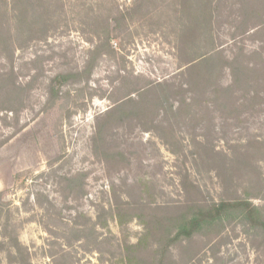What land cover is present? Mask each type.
Returning <instances> with one entry per match:
<instances>
[{
  "label": "rangeland",
  "instance_id": "rangeland-1",
  "mask_svg": "<svg viewBox=\"0 0 264 264\" xmlns=\"http://www.w3.org/2000/svg\"><path fill=\"white\" fill-rule=\"evenodd\" d=\"M184 3L7 0L8 12L0 0L2 29L13 32L10 48L0 40V74L16 89L0 95V236L17 235L32 264H124L126 245L145 229L135 214L120 223L112 210L124 205L170 214L242 195L264 207V82L240 85L230 102L193 98L188 63L211 44L196 33L187 55L178 51ZM229 4L215 13L213 35L231 56L237 42L247 50L261 42L231 37ZM15 12L41 16L44 32L30 34ZM107 37L113 51L96 53ZM91 51L90 74L67 83ZM216 78L220 85L232 79L226 69ZM159 82L174 111L106 114L128 92ZM14 250L5 246L0 264H20ZM173 257L264 264V235L237 219L217 236L176 245Z\"/></svg>",
  "mask_w": 264,
  "mask_h": 264
},
{
  "label": "trees",
  "instance_id": "trees-1",
  "mask_svg": "<svg viewBox=\"0 0 264 264\" xmlns=\"http://www.w3.org/2000/svg\"><path fill=\"white\" fill-rule=\"evenodd\" d=\"M2 1L7 11L9 9L12 12L13 8H9V4H6L7 0ZM228 1L229 7L232 8L231 14L234 16L230 27L231 37L242 36L261 42L252 50H247L244 44L237 42L234 45L235 51L233 49L231 51V56L227 55L225 49L216 46L213 35L215 13L220 10L222 12ZM184 7H190V9L186 12L187 21L180 27L181 37L178 41L180 44L177 46L180 54L187 55L192 37L196 33L204 40L209 37L211 44L193 60H189L187 85L194 93L193 98L197 93L198 97L212 95L218 102L223 103L227 100L230 102L235 96H232L233 92L240 85L248 88L264 82V38L261 39L264 36V0H185ZM13 15L19 23L28 24L30 34L44 32L43 26L46 20L41 16H29L25 12L20 14L15 12ZM3 24H0V40L2 39L4 46L8 49L13 32L10 25L2 29ZM106 39L103 44L95 46L96 53L103 54L105 49L109 52L113 51L110 38ZM94 53L91 51L92 58L88 59L82 69L72 70L65 75L67 83L80 80L84 74L87 76L90 74L94 65ZM225 69L230 71L232 79L230 83L220 85L216 77ZM7 81L9 78L0 74V95L7 88H10V92L16 90L12 85L9 87ZM163 86L164 84L159 82L149 85L146 91L136 89L128 92L124 100L109 109L106 114L110 117L117 114L122 120L132 115L142 116L147 111L152 112L160 108L170 107L174 111L175 103L173 104L170 97L161 90ZM255 92L253 98L259 95L258 91ZM134 93L137 94L138 99L134 97ZM129 103H133V107L126 108L125 105ZM148 210L154 211L143 205L137 211L127 205L112 210L120 223L123 222L126 214L128 216L135 214L140 220H144L145 224L144 232L138 240L126 245L124 264H179L173 257V248L176 245L190 242L196 236H217L227 223L231 224L237 219L243 220L254 231L264 235V207L255 204L248 196L230 195L222 196L217 201L214 199L210 202L197 201L180 213L164 214ZM5 246L9 248L13 246L15 250L10 255H13L20 264H32L28 250L19 242L17 235L9 238L3 233L0 236V251ZM152 247L155 248L152 249Z\"/></svg>",
  "mask_w": 264,
  "mask_h": 264
}]
</instances>
